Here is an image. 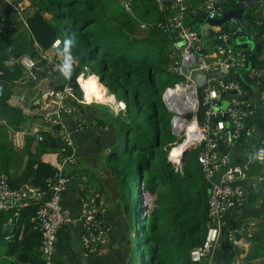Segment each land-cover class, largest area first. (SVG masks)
Here are the masks:
<instances>
[{
  "label": "trees",
  "instance_id": "obj_1",
  "mask_svg": "<svg viewBox=\"0 0 264 264\" xmlns=\"http://www.w3.org/2000/svg\"><path fill=\"white\" fill-rule=\"evenodd\" d=\"M25 1L28 7L25 18L27 25L15 16L10 17L11 13L8 12L9 20H0V170L7 174L12 187L27 181L42 188L45 187L46 178L54 171L59 157L57 147L62 144L50 134H42L41 144L44 147L39 152L31 150L34 134H27V144L22 150L26 154V164L21 170L17 169L23 154L12 152L7 138L10 126L18 125L23 112L9 98L17 88L23 92L34 86L33 79H21L24 70L16 61L22 54H36L31 47L33 40L51 56L64 52L65 42L71 40L68 55L71 61H76L69 70L71 80L80 71L88 76L93 74L95 78L98 76L108 91L125 103L123 113L117 115L124 129L121 154L113 149L109 159L114 161L111 167L119 178L121 201L133 222L136 248L140 253L139 264H192L189 251L202 243L208 226L207 180L196 159L195 148L192 149L196 151L195 156L187 153L181 170L175 169V163L170 158H173L172 153L179 155L178 146L182 140L172 132L171 112L162 98L165 88H173L171 86L182 80L183 76L169 66L170 58L157 46L159 42L156 38L131 35L120 23L121 15L110 14L102 0ZM237 6L239 0L222 1V10ZM4 7L7 8L6 5ZM254 7L245 11L243 19L247 31H252L253 39L258 44L257 51L251 56V64H258L264 46V19L252 13ZM157 10L156 0H133V14L141 20H152ZM200 13L202 11L188 14L186 22L195 26ZM157 14L160 19L159 12ZM235 26L223 25L222 28L236 30L234 36H237ZM22 27L28 36L25 48L16 40ZM158 32L172 41L170 35ZM56 38L60 42L52 48ZM243 48L248 52V47ZM85 65L90 69L89 73H85ZM56 75L61 79L65 76L61 71ZM243 75L246 82L254 78L249 71ZM55 79L48 83L61 86L63 81L56 84ZM104 85L102 87L105 88ZM263 114V111L256 112L251 118L262 133ZM186 131L192 138L196 137L194 131ZM187 142L193 143L194 140L188 137ZM45 149H49V152L41 153ZM131 176H134L138 188L135 199L130 194ZM35 208L36 204L31 203L20 208L14 216L10 228L12 237L6 242L4 255H14L15 258L13 261L0 259V264H34L40 261V255H36L34 250L38 247L39 232L30 221ZM13 211L12 208L0 211L1 236L6 234L3 227L7 226L4 223ZM30 250H33V254H30Z\"/></svg>",
  "mask_w": 264,
  "mask_h": 264
},
{
  "label": "built area",
  "instance_id": "obj_2",
  "mask_svg": "<svg viewBox=\"0 0 264 264\" xmlns=\"http://www.w3.org/2000/svg\"><path fill=\"white\" fill-rule=\"evenodd\" d=\"M156 1L160 4L165 3L164 8H167L169 3V6L174 9L172 14L162 13L163 18L158 20L156 25L161 33L174 37L177 49L176 56L172 59V67L184 76L181 85L186 87L190 85L195 92L196 102L192 118L197 123V136L192 145L197 150L196 159L203 175L210 184L207 199L208 226L202 243L190 249L189 259L192 264H211L223 235L237 243L234 232L226 229V222L231 210L243 198L242 187L234 181L247 178V174L242 165L232 162L224 145L228 141L236 142L242 135L249 133L248 121L257 111L256 86L264 83V46L258 57L260 62L251 64L248 52L243 47L232 45L236 30H225L222 26L210 27L208 23H203V28L207 31L212 30V34L215 32V38H213L215 51L209 54L203 46L200 31L186 22L188 14H197V11L189 8L187 0ZM222 1L201 0L202 14H205L206 18L216 17L223 11ZM4 2L9 11L27 25L24 14L26 1L4 0ZM132 2L133 0H120L122 8L131 14H133ZM252 13L259 14L264 19V0H260ZM229 40L232 42L228 43ZM59 42L60 39L56 38L52 42V48L58 46ZM31 47L36 52L35 55L25 53L16 58L23 67L24 77L46 80L45 82L54 80L55 74L61 71L64 56L49 55L36 40L32 41ZM193 63H196L195 68L210 73L205 79L199 97H196V90L193 81L189 79L190 76L186 77L181 70L182 65L192 67ZM72 67L73 61H71L70 69ZM222 68L233 69L239 73L243 83L238 84L233 76H223L220 73ZM245 70L253 75L251 82L244 80ZM82 75L88 76L82 71L75 76L74 80L64 76L62 85L58 87L49 83L44 84L40 86L39 93L35 96L26 97L21 93L16 95L17 103L24 104L29 110L34 108L33 113L46 123L45 130L39 129L43 131L42 133L35 129V135L42 140L45 132L62 144L57 147L59 152L57 163L52 174L46 178L43 188L29 182L12 187L7 174L0 170V210L7 208L14 210L12 216L4 223L7 227L11 228L13 218L20 208L31 203L36 204L30 221L32 227L39 232V264H55L57 232L64 223L78 221L81 224L83 228L81 255L84 258L99 254L108 240V225L105 220L108 207L99 189L88 188L83 183L79 184L80 210L76 218L68 213L61 202V194L73 178L72 167L77 161L76 146L72 134L67 129L66 118L73 114L77 105L92 101L85 97V90L81 84V79L84 78ZM98 81L101 83L99 78ZM245 85H248V88H245ZM231 90L235 91L231 92ZM224 93H228V102L225 106L221 103ZM235 93L242 94V97H235L233 95ZM116 101L119 104H115V108L118 111L123 110L125 103L121 100ZM200 105L203 107L201 115L198 113ZM10 131L13 148L21 147L24 141V130L11 125ZM257 141L253 150L248 151L247 159H254L264 164V155H260L261 150H264V133L259 130ZM170 159L175 163V169L181 170L178 160Z\"/></svg>",
  "mask_w": 264,
  "mask_h": 264
},
{
  "label": "crops",
  "instance_id": "obj_3",
  "mask_svg": "<svg viewBox=\"0 0 264 264\" xmlns=\"http://www.w3.org/2000/svg\"><path fill=\"white\" fill-rule=\"evenodd\" d=\"M102 2L104 4L105 2L111 3V8L105 6L106 10L112 15L116 13L120 14L122 17L120 23L131 35H151L156 38L159 44H161H158L157 46L168 54L170 60L176 56L177 48L175 46L174 37L170 35V37H173L172 41H170V38L161 35L158 32L159 29L156 25V22L163 18L162 13L172 14L174 12V9L169 6V3H167L168 7L164 8L163 6L165 3L160 4L156 1L158 7L157 12H159L161 18L159 19L157 12L154 11L152 20L147 21L141 20L136 14L127 12L133 17L127 16L126 11L121 6L120 0H102ZM116 3H119V8L116 6ZM187 4L189 5V8L197 11V13L203 11L201 0H187ZM4 6V0H0V20L2 22L15 16L14 13L10 14V17L7 16L5 13L11 12L7 8L3 11ZM123 12L125 14H123ZM46 15L49 16L48 14ZM199 15L201 17L198 19L201 20L203 14L200 13ZM198 23L199 21H197L196 25L193 27L200 31L205 51L209 54H213L215 51V44L213 39H208L212 34H209V31H205L203 34V23H200V25ZM249 32V34H252V31ZM240 40L244 39L240 38ZM209 43L214 44V49L210 48ZM233 44L235 43L233 42ZM249 46L250 45H247L248 48ZM172 69L175 71L173 67ZM230 70L222 68L220 73L223 76H232ZM21 79L30 80L29 78H25L24 75ZM34 81V86L31 89L19 92L17 88L9 98L12 103L19 105V108L23 112V115L18 119L17 125L24 130V141L22 146L17 149L13 148L10 130L9 137L7 138V140L10 141L12 152H22L23 154L22 160L19 161L20 163L17 166V169L19 170H21L26 164V154L23 153L22 150L27 144V134H34V137L31 140L32 151L39 152L44 147V145L42 146L41 144L42 140L35 135V129L45 130V121L33 113L34 108L30 110L25 108L27 106L17 103L16 98V95L20 93L26 97L35 96L39 93L40 86L49 82L39 79ZM61 81H63V79L56 75V84H61ZM101 84L104 85L102 82ZM104 86L106 93L112 94L115 97L114 93L109 92L107 86ZM256 92H260V106H256V108H261L260 112L258 110L256 112L261 113L263 111L264 113V83L256 86ZM233 95L238 98L242 97V94L238 93ZM227 96L228 93H224L222 101L227 100L228 102ZM76 107L77 108L73 114L66 118V126L74 139L77 161L74 167H72L73 178L61 194V202L67 209L68 213L76 218L80 210L78 197L79 184L83 183L88 188L94 187L99 189L102 192V196L108 207L105 216L108 225V240L99 254L84 258L81 255V235L83 233L81 224L78 221L64 223L60 226L57 232L55 264H129L132 249L129 235L133 232L132 229L134 226L131 219H129V212H127L126 207L121 201V186L119 178L111 167L114 161L109 159V153L113 150V145L117 139L118 133L115 125V117H117L118 113L122 110L118 111L115 107L107 106L102 101L80 104ZM26 109H28V111H26ZM248 126V134L242 135V137L236 142L228 141L224 145V148L229 152L232 158V162L242 165L247 174V178L234 181L235 184L242 187L243 198H241L231 210L226 222V229H230L234 232L237 243L228 240L226 235H223L220 245L214 252L211 264H264V164L254 161V159H247L248 151L253 150L258 142L257 137L259 130L256 124L253 123L252 119L248 121ZM40 132L38 133L41 134L43 131ZM48 152L49 149H45V151H42L41 153L47 154ZM3 228H6V234L4 236L0 235V259L3 260V258H5L13 261L15 258L14 255H4L6 242L12 237V232L9 227ZM21 230L22 226L20 227L19 233H21ZM34 250L37 252L36 255L39 256L38 247ZM30 254H33V250H30ZM250 254L252 257L247 258L246 256ZM34 264H39V260Z\"/></svg>",
  "mask_w": 264,
  "mask_h": 264
},
{
  "label": "water",
  "instance_id": "obj_4",
  "mask_svg": "<svg viewBox=\"0 0 264 264\" xmlns=\"http://www.w3.org/2000/svg\"><path fill=\"white\" fill-rule=\"evenodd\" d=\"M259 2H260V0H239V6L234 7V8L226 9L224 11L223 18H222L223 20H225L227 22H230V21H234L235 22V25L238 28V35L235 38V41H233V42L235 43L236 47H247V45H250L249 48H248V56H249V58L251 57L253 52L257 51L258 44L254 41L253 35H248L247 34L248 31H247V29L245 27V21L243 19V15H244L245 11L248 8L254 7ZM205 18H206L205 14H203V18L201 20H199L198 24L200 25V23H204V19ZM205 31H207L206 28H202V33L203 34H204ZM209 34H212V30H209ZM240 38L244 39V40H240ZM230 42H232V40L228 41V43H230ZM192 67H193V69H191ZM192 67H190L188 65H182L181 66V70H182V72L184 73V75L186 77L190 76L189 79H190V81L191 80L193 81L196 93H197L198 96H200V91H201L202 87L204 86L205 79L210 75V73L206 72L203 69L195 68L196 67V63H193ZM230 72L232 73V76L236 79L238 84H242L243 83L242 79L239 76V73L234 72L233 69H231ZM167 88L168 87H166L165 90L163 91L162 98H163V101H164L167 109L170 111L171 109H170V107L168 105V101H167V98H166V90H167ZM245 88H248V85H245ZM234 91L235 90H231V92H234ZM256 104H257V106H260V92H256ZM202 109H203V107L200 105L198 107V113L199 114L202 113ZM257 110L260 112L261 108L258 107ZM185 113H186V111L183 112L181 114V116L183 117V114H185ZM170 122H171L172 132L175 135H177V136H183L184 132H185V129H183V128L179 129L178 127H176V124L174 122V115H173V117H171ZM192 148H193V145L190 144V145L186 146L185 148H183L181 152H179V160H178L179 164L182 165L184 163V160L186 158V154L190 150H192ZM207 190H208V192L210 190V184L209 183H207Z\"/></svg>",
  "mask_w": 264,
  "mask_h": 264
},
{
  "label": "bare ground",
  "instance_id": "obj_5",
  "mask_svg": "<svg viewBox=\"0 0 264 264\" xmlns=\"http://www.w3.org/2000/svg\"><path fill=\"white\" fill-rule=\"evenodd\" d=\"M89 79L92 80V84L88 83ZM81 84L85 90V97L87 100L95 99L102 102H109V104L111 103L112 105L116 104L115 100L113 99V96L111 94L106 93V89L104 90L100 87L98 81L93 75H89L88 77L81 79ZM175 86L176 87L172 89L167 88L166 98L170 109L174 112V122L176 124V127H178L179 129H185L184 136L186 135V138L178 146V151L181 152L183 148L192 144L191 142H187L188 137L193 140H195L196 138H192L186 130L188 129L190 131H194L195 135L197 136V123L194 118L192 120H188L185 117L181 116V114L185 111L189 112L191 110H194L196 98L195 92L193 91V87H191L190 85L186 87L181 84H176ZM103 94L106 95L103 96ZM177 160H179V157L177 158Z\"/></svg>",
  "mask_w": 264,
  "mask_h": 264
},
{
  "label": "rangeland",
  "instance_id": "obj_6",
  "mask_svg": "<svg viewBox=\"0 0 264 264\" xmlns=\"http://www.w3.org/2000/svg\"><path fill=\"white\" fill-rule=\"evenodd\" d=\"M119 3H116V6L119 8V5H118ZM106 7H110L111 8V3H108V2H105V4H104ZM5 10V7H3V11ZM224 11L225 10H223L220 14H218L216 17H212V18H209V17H207V18H205L204 19V23H208L209 24V26L210 27H214V26H223V25H225V26H228V27H234L235 26V22L234 21H230V22H227V21H225V20H223L222 18H223V14H224ZM28 13V7L26 6L25 7V10H24V14L26 15ZM12 14V13H11ZM123 14H125L124 12H123ZM127 15V14H126ZM21 24V23H20ZM22 25V24H21ZM250 32L248 31L247 32V34L248 35H252V34H249ZM244 37V36H243ZM213 38H215V32L208 38L209 40H212ZM245 38V37H244ZM27 39H28V36H27V33L25 32V28L23 29V27H22V32H20V35H19V39H16V40H18V42L19 43H21V45L25 48L26 47V41H27ZM210 44V48L211 49H214V44H211V43H209ZM232 45H234V44H232ZM171 52V51H170ZM169 63V62H168ZM75 61L73 62V67L75 66ZM172 65H173V61L172 60H170V63H169V66L172 68ZM173 70V69H172ZM84 71H85V73H89V71H90V69L88 68V66L87 65H85V68H84ZM245 71H247V70H245ZM235 72V71H234ZM82 77H85V76H83L82 75ZM184 77V76H183ZM97 81H98V79L97 78H95ZM182 79V78H181ZM64 80V79H63ZM89 82L88 83H91L92 84V80L91 79H89L88 80ZM183 82V80H179L178 82H175L174 83V85H172L171 87H173V88H175L176 86V84H181ZM98 83H99V85H100V87L102 88V89H104L105 90V88L104 87H102V85H101V83L98 81ZM175 86V87H174ZM172 89V88H171ZM109 94V93H108ZM106 94H103V96H105ZM196 97H199L198 95H197V93H196ZM263 98H264V93H263ZM96 101H98V100H96ZM95 102V100L93 99L92 101H89V103H94ZM226 102H227V100H225V101H222L221 103H222V105L223 106H225V104H226ZM107 106H111L112 104L110 103V105H109V102L107 103V102H104ZM113 107H115V104L114 105H112ZM167 108V107H166ZM123 111V110H122ZM121 111V112H122ZM169 111V110H168ZM170 112H171V117H173V115H174V112L172 111V110H170ZM123 113V112H122ZM192 114H193V111L191 110V111H187L185 114H183V117H185L186 119H188V120H192L193 118H192ZM171 117H170V119H171ZM115 119H116V121H115V125H116V128H117V139H116V141H115V143H114V145H113V149L114 150H117L120 154H121V148H122V146H123V143H124V129H123V127H122V124H121V122H120V119H118V117H115ZM170 125H171V122H170ZM179 137H181V140H182V142L185 140V138H186V135L184 136H179ZM180 140V141H181ZM179 141V142H180ZM179 142H177L176 144H178ZM181 142V143H182ZM180 145V144H179ZM170 150H171V148H170ZM169 150V151H170ZM195 150H190L189 152H188V154H190L191 155V157H194L195 156ZM134 153V155L136 154L135 152H133ZM172 156H173V158H175V159H177L178 157H179V155L178 154H173L172 153ZM178 156V157H177ZM106 157V156H105ZM129 185H130V191H131V197L133 198V199H135L136 197H137V183H136V180H135V178H134V176H131V177H129ZM132 231L133 232H131V234L129 235L130 236V241H131V243H132V249H131V256H130V259H129V262L130 263H132V264H139V261H140V253L138 252V250H137V248H136V244H137V241H136V236H135V230H134V228L132 229Z\"/></svg>",
  "mask_w": 264,
  "mask_h": 264
},
{
  "label": "clouds",
  "instance_id": "obj_7",
  "mask_svg": "<svg viewBox=\"0 0 264 264\" xmlns=\"http://www.w3.org/2000/svg\"><path fill=\"white\" fill-rule=\"evenodd\" d=\"M71 44H72L71 40L66 41L65 42V50H64V52L61 53V55H63L65 57V60H64L62 67H61V71L64 73V75L66 77L70 75L69 69L71 67V57L68 55V51L71 48ZM168 155H170V153H168ZM260 155H264V150H261Z\"/></svg>",
  "mask_w": 264,
  "mask_h": 264
}]
</instances>
